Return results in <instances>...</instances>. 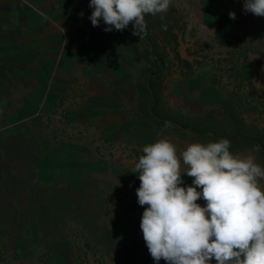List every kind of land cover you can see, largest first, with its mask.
I'll use <instances>...</instances> for the list:
<instances>
[{"label":"crops","instance_id":"1","mask_svg":"<svg viewBox=\"0 0 264 264\" xmlns=\"http://www.w3.org/2000/svg\"><path fill=\"white\" fill-rule=\"evenodd\" d=\"M89 3L0 0V264H133V244L139 247L133 235L147 207L137 202L134 163L143 146L162 137L178 154L196 142L147 119L140 87L153 75L150 47L133 28L106 32L103 21L93 27ZM196 3L211 39L236 43L245 28L264 29V17L245 12L244 0ZM180 38L175 50L166 46L161 67L163 115L164 108L169 115L198 113L187 110L189 100L203 105L225 97L209 64L185 56ZM170 51L173 62L165 59ZM170 93L173 105L166 102ZM193 179L185 174L183 186ZM70 197L86 201L81 234L67 240L50 223V240L41 241L38 225L25 217L39 210L43 220H58L65 215L60 200ZM197 203L206 206L203 198ZM124 238L131 243L119 249ZM142 253L157 264L146 243Z\"/></svg>","mask_w":264,"mask_h":264},{"label":"clouds","instance_id":"2","mask_svg":"<svg viewBox=\"0 0 264 264\" xmlns=\"http://www.w3.org/2000/svg\"><path fill=\"white\" fill-rule=\"evenodd\" d=\"M172 0H90L89 19L104 31L147 34L146 15L166 13ZM244 11L264 17V0H244ZM235 19L234 12L229 13ZM164 30L167 26L164 25ZM169 121L164 128H171ZM220 138L179 151L166 137L142 148L137 202L147 207L140 228L154 261L168 264H264V167L252 152L238 155ZM254 152H259L257 145ZM194 178L183 186V176ZM200 189L199 191L197 189ZM203 198L206 206L197 203Z\"/></svg>","mask_w":264,"mask_h":264},{"label":"rangeland","instance_id":"3","mask_svg":"<svg viewBox=\"0 0 264 264\" xmlns=\"http://www.w3.org/2000/svg\"><path fill=\"white\" fill-rule=\"evenodd\" d=\"M203 18L204 11L202 10V7L196 3V0H172V3L166 13H160L155 16L150 14L145 16V21L147 24L146 31L151 29V27H154L153 31H155V33H153V35L157 39L159 38L160 42H158V44L160 45L163 44V35L169 36L167 29H170V27L177 33L178 40L179 37L182 36V38H180V42L184 44V55L196 59L198 65L200 63L209 64L211 67L210 71H213L214 76L215 74L217 75L215 76L218 80L217 85L221 88L223 96H227L235 88L239 94H242L243 90L246 91L247 85L237 87L238 82L235 81L234 76L230 74L233 73L232 66L243 57V52L246 53L248 59L252 60L254 63L252 67L253 76L250 87L251 95H253L252 98H256L264 102V29H251L247 27L244 29V31H242L241 36H239L240 42L233 43L232 39H211L208 30L201 23L203 22ZM149 21L152 22V25L149 24ZM158 22H162L161 27L159 26ZM164 25L167 26L166 30L161 29L164 28ZM174 52L175 51H170V53H168L170 56H166L165 59L168 58L169 61L173 62L175 57ZM151 62L154 64L157 63L154 60H151ZM166 97V102L173 105L174 102H172V100L170 101V99L174 98V96L170 93ZM190 98H192V96H190L189 99ZM248 99H251V96H248L247 100ZM219 101L220 99L213 101L214 103L205 102L202 105L196 99L189 100L187 102V110L191 111L193 109L201 112L204 108L211 107L213 106L212 104H215ZM253 102L254 101L248 102L246 105H244L245 107L241 106L239 111H241V115L244 116L245 121L253 122L258 127L264 128V111L261 112L260 106H258V108L252 107L251 109L249 106L254 104ZM182 108L184 109V106ZM249 152H252L253 155H255L256 162L263 167V161L261 157L253 151L241 150L233 153L243 156L247 155ZM261 183L264 184V181H261ZM191 184L192 182H189L188 186ZM197 190L199 191L200 189L198 188ZM28 194L33 193H29L28 191ZM70 194L72 195V193ZM60 201L62 210L59 211L65 215L58 220H43L41 217V211L39 213V210H37V215L35 213H29L27 217H25L24 222H26V224H35L34 226L38 225L40 229L38 232H40V235H43V237L41 236V241L45 243H48L50 240L48 230L50 223H56L60 236L66 238L67 240H72L75 238V232L76 234L81 232L78 230L82 229L80 228V223L85 216L83 211L86 209L84 205L86 201L84 198L70 197L69 199H66V201L65 199H61ZM54 205L58 206L57 202ZM27 211L29 212L33 210ZM69 213L72 215L71 219L67 216ZM7 217L8 216L5 215V219H7ZM41 227L43 231L41 230ZM142 235V230L140 231L139 235H133V237H135L134 239H136L135 243L137 240L139 241V247L137 246V248L135 247V244H133L131 251L132 254H130V258L134 260L133 264H151V259L142 253L145 247L144 241L141 240V238H143ZM124 239L119 241V249L128 243H131L128 239ZM25 240L31 243L32 238L28 237V239L25 238ZM77 240L79 239L77 238ZM120 255V257L123 259L124 254L121 251ZM138 261L139 263H137Z\"/></svg>","mask_w":264,"mask_h":264},{"label":"trees","instance_id":"4","mask_svg":"<svg viewBox=\"0 0 264 264\" xmlns=\"http://www.w3.org/2000/svg\"><path fill=\"white\" fill-rule=\"evenodd\" d=\"M158 23L161 27L162 22ZM149 24L152 25V22L149 21ZM132 28L127 26L125 31L130 32ZM153 28L151 27L148 30L149 32L147 31V34L143 36V41L147 44V47H150L146 58L149 61L154 60L157 62L156 64L153 63V75H150L147 85L142 84L140 87L141 95L145 98L142 100L141 109L145 110L147 119L158 127H164V122L169 121L173 127L167 128V130L181 136L188 135L196 142L207 143L220 138H227L231 142L230 151L232 152L241 150L253 151L258 145L260 151L255 153L261 157L264 167V128L258 127L253 122L245 121L244 116L239 111L241 106L246 105L250 101H254V104L249 106L251 109L252 107L258 108L260 106L261 112L264 111V102L252 98L253 95H251L253 61L249 60L246 53L243 52V57L232 66L233 73L230 74L238 82L237 87L247 85L246 91L243 90L242 94H239L235 88L219 102L212 104L213 106L211 107L204 108L201 112L184 113L179 110H172L171 115H169L168 112L171 110L164 108L165 114L163 115L158 109L161 67L164 62L166 46L170 45L171 49L175 50L178 43V35L170 27V29H167L169 36L163 35L165 42L160 45L157 38L153 35L155 33ZM176 56L178 57V54ZM248 96H251V99L247 100ZM152 113H156V115ZM211 264H217L215 259L211 261Z\"/></svg>","mask_w":264,"mask_h":264}]
</instances>
